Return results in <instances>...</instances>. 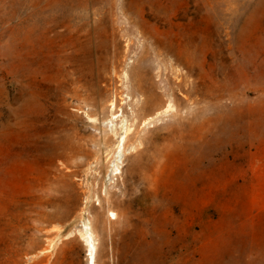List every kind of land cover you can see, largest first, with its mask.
Listing matches in <instances>:
<instances>
[{"label":"rangeland","instance_id":"1","mask_svg":"<svg viewBox=\"0 0 264 264\" xmlns=\"http://www.w3.org/2000/svg\"><path fill=\"white\" fill-rule=\"evenodd\" d=\"M85 228L94 264H264V0H0V264H89Z\"/></svg>","mask_w":264,"mask_h":264},{"label":"bare ground","instance_id":"2","mask_svg":"<svg viewBox=\"0 0 264 264\" xmlns=\"http://www.w3.org/2000/svg\"><path fill=\"white\" fill-rule=\"evenodd\" d=\"M112 107L111 110L114 109L115 104L112 102L111 105ZM116 117L114 116V114H111V117L107 120V124H109V130L111 131V133L116 137L117 139V150L114 152L113 156H112V160H111V164H110V168L108 170V174L107 177L108 179H111L112 175H116L117 173H120V164L122 161V150L124 148V142H125V133L127 132V130H125L124 124L123 122H121L120 125V130H118L116 124L114 123V119ZM112 180V179H111ZM110 182V181H109ZM84 234L86 235V240L90 246V259H89V264H94V252H95V244L93 242L92 236H91V232L88 231L85 228V232ZM34 246V245H33Z\"/></svg>","mask_w":264,"mask_h":264}]
</instances>
